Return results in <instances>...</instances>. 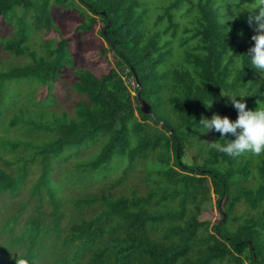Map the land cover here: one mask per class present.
I'll list each match as a JSON object with an SVG mask.
<instances>
[{
  "label": "trees",
  "instance_id": "trees-1",
  "mask_svg": "<svg viewBox=\"0 0 264 264\" xmlns=\"http://www.w3.org/2000/svg\"><path fill=\"white\" fill-rule=\"evenodd\" d=\"M181 4L188 20L175 58L162 36L174 37V12ZM52 6L78 11V36L99 20L98 35L115 66L99 77L72 67L63 38L41 42L45 56L29 51L26 40L34 29L56 30ZM260 6L261 0H163L153 21H165L159 32L145 27V8L137 0H0V18L7 24L15 20L11 37L0 39L1 51L30 59L0 71V129L22 137L0 136V152L10 155L9 160L0 156V194H16L30 166L39 173L30 195L38 194L50 186L53 167L90 146L92 155L70 167L80 172L79 183L100 184L69 198L78 214L68 218L56 260L33 254L30 236L24 252L0 264L18 259L29 264H264V154L231 157L200 143L206 131L202 118H238L230 98L246 103L247 110L264 108V71L248 57L256 35L249 17ZM18 10L23 16L29 12L32 22L19 18ZM68 67L75 98L68 112L31 113L23 104L12 110L15 84L28 87L24 101L29 104L45 87L48 98L35 104L51 105L52 86ZM123 77L140 85L150 114L140 112L131 95L136 88L129 90ZM231 139L212 132V142L226 145ZM191 148L196 153L188 164L183 159ZM112 172L117 174L111 177ZM127 180L135 185L121 186ZM48 193L56 204L55 191ZM211 194L219 214L213 224L198 219ZM238 203L256 214H237ZM56 218L43 234L57 229ZM31 220L27 231L34 235L38 222Z\"/></svg>",
  "mask_w": 264,
  "mask_h": 264
},
{
  "label": "rangeland",
  "instance_id": "rangeland-1",
  "mask_svg": "<svg viewBox=\"0 0 264 264\" xmlns=\"http://www.w3.org/2000/svg\"><path fill=\"white\" fill-rule=\"evenodd\" d=\"M163 0H137V2L145 8L144 16L145 27L148 29L158 30L161 32L165 26V21L162 20L156 24H153L155 15L159 13L158 6ZM185 10L184 4H181L180 8L174 12V19L177 22V29L174 37L170 36V33H166L162 37L168 40V47L171 50L172 57L176 58L177 51L179 50L178 42L179 37L182 35V27L187 24L188 17L183 15ZM19 11V10H18ZM78 11L76 9H64L52 6L50 8V15L53 23L56 26V30L50 29L45 31L33 30L26 40L28 50L35 53L36 56L45 54L42 52L40 47L41 42L45 41H57L59 38L67 39V47L72 57V67H82L91 71L96 77L106 74L115 65L112 53L108 50L107 45L100 39L98 32L101 28V22H97L92 28L78 36L74 34V28L78 22ZM19 18H24L27 23H31L30 13L28 12L23 16V12L19 11ZM15 29V20L8 22L3 21L0 18V39L11 37ZM170 55V57H171ZM169 57V58H170ZM27 55L14 56L1 51L0 49V71H6L7 67L21 66L29 62ZM71 67L66 68L62 71V76L52 86V95L54 100L48 107L45 105H36L35 103H42L48 98L47 90L45 87L39 88L33 94V103L29 104L25 102L26 92L28 87H23L22 84H15L11 89L14 93L15 105L12 110L17 109V104H23L26 109L32 112L43 110V111H55L59 114L61 111L68 112L69 105L75 100L74 94L70 90L71 81ZM126 72V71H124ZM126 87L131 90V79L123 77ZM22 98L23 101L20 99ZM216 106L220 105V101H217ZM11 110V111H12ZM9 116L7 112L3 119L6 120ZM0 136L6 137L9 140H14L18 137L14 133L13 129L5 132L0 129ZM212 132H204L200 138V143L206 146L212 142ZM93 146L89 148L81 149L76 152H70L66 160L61 161L57 166L58 168H52L50 172V186L41 187L38 190V194L30 195L31 187L35 184L38 179L39 173L34 166L28 168L27 174L24 178V184L20 187L18 192L12 196L5 193L0 194V259H10L14 255H19L25 251L27 245V237L34 236V247L33 254L42 260L53 261L58 258L60 251V242L64 231L69 226V217L78 214L72 211L69 198L78 194L80 190H93L100 186L96 183L95 186L91 187L89 184L79 183L80 172L73 171L70 167L75 162L85 160L93 153ZM196 153L194 148L186 150L184 156V162L190 163L191 157ZM250 152H246L248 154ZM0 156L4 160H9L10 155L0 152ZM0 169H3L0 164ZM117 172L110 173V176H115ZM121 186L132 187L135 185L134 182L129 180L124 182ZM249 185V184H248ZM53 188V189H52ZM53 190L58 197L59 201L55 200L53 204V196H49L48 191ZM54 205H57L56 207ZM236 213L242 212L244 216L256 214V210H248L242 203L237 204ZM57 214L58 217L53 215ZM56 218V224L54 231H50L47 234H43V231L47 229L50 221H54ZM31 219H35L38 222V228L36 233L32 235L31 232L27 231L28 227H31ZM198 219L200 221H207L209 224L216 223L219 219L218 210L215 206V197L210 195V203L205 205L199 213ZM23 238V243L20 242ZM62 250V249H61ZM63 251V250H62Z\"/></svg>",
  "mask_w": 264,
  "mask_h": 264
},
{
  "label": "clouds",
  "instance_id": "clouds-1",
  "mask_svg": "<svg viewBox=\"0 0 264 264\" xmlns=\"http://www.w3.org/2000/svg\"><path fill=\"white\" fill-rule=\"evenodd\" d=\"M249 23L256 24L254 29L256 35L251 37L254 46L249 49L248 57L251 58L254 68L264 71V0H261L258 14L255 13L249 17ZM230 100L238 113V118L234 122L226 116L214 114L211 119L202 118L200 123L206 132L215 131L220 133L221 138L231 136L234 139L226 145L211 142L210 146L231 157H238L246 152L256 156L264 154V108H257L255 111L247 110L246 103L237 100L235 96ZM16 264H29V262L18 259Z\"/></svg>",
  "mask_w": 264,
  "mask_h": 264
},
{
  "label": "water",
  "instance_id": "water-1",
  "mask_svg": "<svg viewBox=\"0 0 264 264\" xmlns=\"http://www.w3.org/2000/svg\"><path fill=\"white\" fill-rule=\"evenodd\" d=\"M134 82L136 84V92L134 93V96L136 97V101L138 103L139 106V110L141 113L143 114H150V107L149 104L142 100L139 96V92H140V85L136 82V80L134 79Z\"/></svg>",
  "mask_w": 264,
  "mask_h": 264
},
{
  "label": "built area",
  "instance_id": "built-area-1",
  "mask_svg": "<svg viewBox=\"0 0 264 264\" xmlns=\"http://www.w3.org/2000/svg\"><path fill=\"white\" fill-rule=\"evenodd\" d=\"M134 87L136 88V84H135L134 80L131 79V89H134ZM131 95L134 96V92H131Z\"/></svg>",
  "mask_w": 264,
  "mask_h": 264
}]
</instances>
